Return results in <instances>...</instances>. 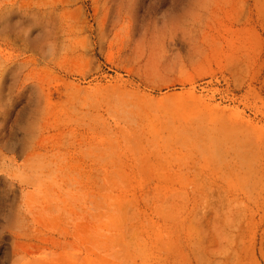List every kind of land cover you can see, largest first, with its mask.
I'll list each match as a JSON object with an SVG mask.
<instances>
[{"label":"rangeland","instance_id":"obj_1","mask_svg":"<svg viewBox=\"0 0 264 264\" xmlns=\"http://www.w3.org/2000/svg\"><path fill=\"white\" fill-rule=\"evenodd\" d=\"M0 264H264V0H0Z\"/></svg>","mask_w":264,"mask_h":264}]
</instances>
